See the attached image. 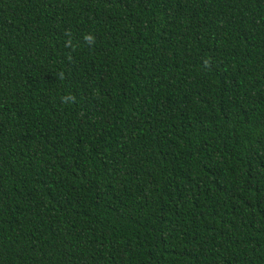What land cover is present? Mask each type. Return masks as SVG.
Returning <instances> with one entry per match:
<instances>
[{"label":"trees","instance_id":"obj_1","mask_svg":"<svg viewBox=\"0 0 264 264\" xmlns=\"http://www.w3.org/2000/svg\"><path fill=\"white\" fill-rule=\"evenodd\" d=\"M0 264H264V0H0Z\"/></svg>","mask_w":264,"mask_h":264}]
</instances>
